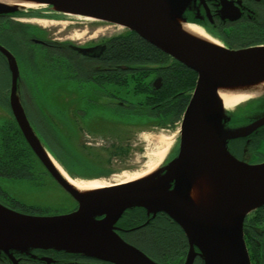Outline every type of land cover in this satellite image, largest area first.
<instances>
[{
  "label": "water",
  "instance_id": "obj_1",
  "mask_svg": "<svg viewBox=\"0 0 264 264\" xmlns=\"http://www.w3.org/2000/svg\"><path fill=\"white\" fill-rule=\"evenodd\" d=\"M28 1L55 13L88 16L134 31L193 70L196 81L182 114L177 155L150 175L81 197L55 168L29 123L17 91L15 57L0 44L11 73L12 116L39 162L77 203L74 210L57 215L26 214L0 204V254L13 264H17L13 253L29 254L35 249H56L111 264H159L118 233L117 224L126 210L142 208L153 215L163 212L181 227L188 242L184 264H192L196 255L204 264H251L242 227L244 217L264 204V161L240 160L228 143L264 126V114L245 119L249 120L245 124L230 122L234 110L223 105L217 86L264 77V44L230 49L183 33L178 21L194 24L185 13L199 7L207 11L206 0ZM20 9L24 7L0 3V14ZM161 168L164 171L159 175ZM210 172L218 192L209 198L211 205L205 214L189 189L200 176L210 181ZM169 182H173L171 187Z\"/></svg>",
  "mask_w": 264,
  "mask_h": 264
},
{
  "label": "trees",
  "instance_id": "obj_2",
  "mask_svg": "<svg viewBox=\"0 0 264 264\" xmlns=\"http://www.w3.org/2000/svg\"><path fill=\"white\" fill-rule=\"evenodd\" d=\"M17 24L18 27L1 24L3 27L0 26V32L3 33H0V37L15 41V38H24L30 35V25L26 28L19 23ZM4 27H7L8 31H3ZM109 43L113 46L108 48L109 52L106 54L110 55L108 58H114L112 60L118 66L111 65L112 69L109 70L108 79L87 84L95 85L94 87L99 91L97 94L107 99H120L127 103V94L140 97L141 101H138L135 105L137 108L135 112L141 117L126 119L130 124L141 123L146 128L151 126L166 127L177 121L181 117L193 89L196 79L195 72L160 51L133 31L124 30L119 35L111 38ZM37 45L41 47L38 51V55L39 52L40 55L36 56L37 62L34 66L29 59L31 53L32 55L35 54L34 50H28L24 55L26 60L24 59L25 65L23 67L27 68L30 75L32 74L29 81L32 84L31 92H28L32 102L29 101L30 99L24 101L21 94V101L29 122L35 128L48 151L68 174L83 178L108 175L112 170L108 161H112L114 157L120 159L125 157L128 153V144L118 133V139H114L109 146H102L106 148V156L102 158L96 153H92L93 149L91 147L85 146L86 141H84L83 136L86 134L114 136V126L119 128L118 124L124 119H111L110 121L109 119H93V122H90L84 113L86 107L90 109H97L98 107L96 104L94 106V102L88 101L90 96L87 94L94 93L91 87H86L85 91L82 90L81 73L84 74V77H94L92 65H85L84 69L77 67L71 63L72 57H70V62H67V57L61 53L64 51L63 47L53 46L47 48ZM19 62L22 63L20 59ZM120 65L128 66V69L124 70ZM155 72L161 76L162 81V85L158 89L151 85V77ZM59 88L65 91V95H71L70 100H73L72 103H69L70 100H61L57 106L52 107L53 109L47 108L43 112L39 104L45 102L43 100L45 96L48 99L50 96L52 97L55 89L59 90ZM47 90L50 94L45 95V92L42 91L47 92ZM263 103L264 100L256 101L255 105L248 108L244 113L246 115L255 113ZM97 104L102 105V103ZM71 105L73 106V113H76L79 119H75V117L69 119L68 109ZM84 105L86 106L84 107ZM106 105L108 117L120 112V106L116 103L107 102ZM6 113V117L0 121V158L2 159L0 166L3 167L0 169L5 171L7 177L18 175L21 179L31 180H37L41 174L49 177V174L40 165L22 138L13 119H7L11 116L8 109H6ZM245 114H243V111L234 113V119H230V122L240 123L245 121L247 118ZM81 153L90 158H102L103 161L98 163L102 168L93 174H82L81 164L77 158ZM53 184L56 185L54 181ZM6 192L5 188L0 187V202L4 205L26 213L40 214L48 211V209L40 206L20 202ZM124 219L123 217L122 222ZM246 221L250 225H261L260 222H264V205L250 213L246 217ZM262 228L264 229V225ZM249 233L250 235L246 241L251 264H264V235L260 237V240L257 239L258 243H256L250 239L252 234L255 233L253 231ZM147 234H149V242L138 243L144 251L146 250L143 247L145 245L149 246L148 251L154 250L150 255L164 264H178L181 262L185 254V240L182 237L179 238V233L175 227L167 222L157 221V224L147 229Z\"/></svg>",
  "mask_w": 264,
  "mask_h": 264
},
{
  "label": "flooded vegetation",
  "instance_id": "obj_3",
  "mask_svg": "<svg viewBox=\"0 0 264 264\" xmlns=\"http://www.w3.org/2000/svg\"><path fill=\"white\" fill-rule=\"evenodd\" d=\"M206 8L203 9L199 7L195 11H187L185 13L187 20L193 22L198 25L203 32H205L208 36L213 39L218 40L219 42L225 44L229 48L234 47H244L249 44H264V0H206ZM26 11H18L15 12L17 15L26 16L28 15ZM35 13L37 11H30L28 13ZM38 13V12H37ZM14 14V13H13ZM13 14H0V23L5 25H10V27H18L19 25L17 21L10 19ZM51 18H58L61 15H44ZM17 22V23H16ZM99 22V21H96ZM0 24V26H2ZM21 25L28 27V24L20 23ZM4 25V26H5ZM3 27V26H2ZM29 29L30 35L21 38V47L23 50L33 51V44H40L45 47H59L64 48V51L61 52L65 57H67V62H70V57H72L71 63L77 67L83 68L85 65H92L94 71V77L88 76L84 77V74L81 73V87L82 90L85 91L86 87H91L94 93L87 94L90 96L88 101L94 103H102L104 100L105 103L107 101H112L114 99H107L106 97H101L97 93V89L94 87L95 85L87 84V83H96L99 80H106L109 78L108 74L109 70L112 69V64L116 67V63L110 57L109 47L111 48L113 44H110L109 41L111 38L119 35L121 32L117 33H108L103 36L93 40L88 41L85 44H76L70 41H57L56 39L49 38L46 34H41L38 28L34 25H30ZM126 30V29H123ZM3 31H8V28L4 27ZM40 34L38 37L35 35ZM3 37V36H2ZM39 41V42H38ZM0 44L3 45L9 52L13 54L15 57L19 78H17V91L22 94V98L24 101L29 100L32 102V99L29 98V93L31 92V85L23 82L20 71L22 63L19 62L16 54L6 45H4L1 41ZM92 50L89 51L88 49ZM31 53V52H30ZM29 53V54H30ZM31 64L37 62V57L35 54L30 55ZM110 63V64H109ZM121 66V65H120ZM122 69H128V66L123 67ZM84 69V68H83ZM105 77V78H103ZM158 79V81H156ZM11 73L9 66L7 64V60L5 56L0 53V89L4 92L10 89L11 85ZM154 82H156V85ZM151 85L158 89L162 85L161 76L156 72L152 74L151 77ZM21 98V100H22ZM87 98V97H86ZM107 100V101H106ZM0 98V103L4 102ZM256 100H248L240 105L238 109H235L233 112L238 110L244 111L248 110V108L253 107ZM264 108V103L262 105ZM245 114V113H244ZM1 116V114H0ZM5 118V117H4ZM2 116V119H4ZM14 119L12 116H9L7 119ZM251 114L247 115L246 119H254ZM231 119H234L232 116ZM245 119V118H244ZM249 122V120L243 122V124ZM229 125L230 122H229ZM233 125V124H232ZM264 140V126L260 127L256 132L251 133L249 136L229 140V149L230 152L238 159L249 162V163H257L264 161V149L262 148V152L259 151V143ZM178 153V138L174 147L169 151L168 155L163 161L162 166L164 167L173 157H175ZM161 166V167H162ZM164 168L159 170V175L163 174ZM0 175H5V171L0 169ZM158 175V176H159ZM7 177V176H6ZM10 177V176H9ZM13 177V176H12ZM49 178L53 180L50 176ZM54 181V180H53ZM56 183V182H55ZM57 184V183H56ZM170 187L173 185V182H169ZM58 186V187H57ZM57 188L65 193V190L60 188L57 184ZM123 217L125 218L122 222ZM118 222V227L120 228L118 233L123 237V239L129 243L135 244L139 246L138 242L144 241L149 242V234H147V229L157 224V221L167 222L168 224L175 227L179 233V238H183L184 234L180 227L174 223L166 214L163 212L153 213L149 212L146 209L142 208H134L130 210H126L124 216ZM129 220V221H128ZM259 226L250 225L248 221H244L243 224V232L244 239L246 241L247 237H249L251 231L255 234H252L251 240L258 243L257 239L260 240V237L264 235V229L262 226L264 222ZM138 241V242H137ZM184 241V240H183ZM247 243V241H246ZM185 245V241H184ZM47 257L48 259H44ZM18 264H105L101 261H97L90 258H84L81 255L73 254L72 256H66L62 251L56 249H35L31 251L29 254H20L17 256ZM0 262L4 264L6 263L2 257H0Z\"/></svg>",
  "mask_w": 264,
  "mask_h": 264
},
{
  "label": "rangeland",
  "instance_id": "obj_4",
  "mask_svg": "<svg viewBox=\"0 0 264 264\" xmlns=\"http://www.w3.org/2000/svg\"><path fill=\"white\" fill-rule=\"evenodd\" d=\"M35 9H41L44 11L49 10L45 5H39ZM11 19H13L14 21H19L20 23H33L34 25L39 26L41 29L43 28L49 38L56 39L57 41H70L76 44H85L88 41H93L103 36L104 34L124 31L123 27L113 26V24H110L109 22H96V20L94 19H87L85 16L73 14L65 15L64 17H59V19H45V21L47 22V26L40 25L30 20L29 18L24 17ZM98 28L100 29V31L95 32L94 30ZM0 33L2 34L3 32ZM15 39L17 40V38ZM0 41L4 45L8 46L13 52H15L18 60L20 59L22 61V66H24L25 52H22V50L20 49V42L17 40L19 42L18 43L16 41H13V39L10 40L8 38L2 39L1 37ZM257 44L259 43L249 44L248 46H254ZM244 47H234L230 49H239ZM32 48L34 50L35 55L38 57L40 55V52L38 55V51L41 47H39L37 44H33ZM31 75L26 67H23L20 71V76L23 82L27 84H29L28 82L31 79ZM42 92H45V95L50 94L48 93L49 90H47V92ZM6 94L7 93H4V91L0 89V98L2 100ZM68 95H65V91L63 89H55L54 95L52 97L50 96L49 99L47 98V96H45L43 98L45 102H43V104H39V107L44 112L47 108L50 109L53 106H57L61 102V100H70L71 95ZM71 101L73 100H70L69 103H72ZM138 101H141L140 97H135L130 94H127V103L120 99L112 100L111 103H116V105L120 106V112L111 116L109 115V117L107 105L104 100L102 101V105L94 103V106L95 104L97 105V109H90L89 107H86L84 113L86 114V118L89 119L90 122H93V119H109V121L111 119H124L120 124H118L119 128L118 126H114V136H100L90 134H86L85 136H83L84 141H86L85 146L91 147L93 149L92 153H96L102 158L106 156V148L102 146H109V144L114 139H118V135L121 134V137H123L125 143L128 144L127 155L122 159L114 157L112 161L109 160L108 164H111L112 170L109 172L108 175H102V177H99L98 179L115 183L117 180L124 178L125 175L135 173L142 174L141 177L150 175L162 166L164 158L176 144L180 132L181 118L175 121L170 126H151L149 128L144 127V125H142L141 123L139 124L135 122L134 124H130V122L126 121V119H138L139 117H141L135 112V110H137L135 105ZM107 102L110 103V101ZM240 105L241 104H235V106H232L228 109H231L230 111H233L235 109H238ZM85 106L86 105H84V107ZM72 107L73 106L71 105L68 109L69 119H71L72 117H75V119H79V117L76 116V113H73ZM4 109V105L2 106V104L0 103V119H2V116L4 118L7 115ZM130 126L132 128H129ZM83 137L81 138L82 140ZM258 146L260 147L259 151L262 152V148L264 149V140L261 141ZM158 151L163 152L160 159L157 158L156 152ZM77 158L79 159L81 164L80 169L82 174H93L97 172V170L102 168V166L98 164L103 161L102 158H90L82 153L81 155L77 156ZM0 161H2L1 158ZM0 168L3 167L0 166ZM56 186L57 184L54 185L53 181L43 174H41L37 180H31L27 178L21 179L20 176L6 177L5 175H0V187L5 188L8 192L6 193L9 196H12L14 199L20 202L48 209L47 213L43 214H62L73 207L72 200L68 197V195L62 192ZM138 243L142 244L141 241H139ZM143 248L149 254H152V252H154V250L148 251L147 249L149 248V246L147 245H145Z\"/></svg>",
  "mask_w": 264,
  "mask_h": 264
},
{
  "label": "bare ground",
  "instance_id": "obj_5",
  "mask_svg": "<svg viewBox=\"0 0 264 264\" xmlns=\"http://www.w3.org/2000/svg\"><path fill=\"white\" fill-rule=\"evenodd\" d=\"M0 3L17 6V7H36L37 4L30 2L28 0H0ZM87 19H92L91 17L85 16ZM35 23H38L43 26H47V22L45 20H41L40 18L32 20ZM53 24V23H50ZM179 28L186 35L193 37L195 39H199L201 41H206L213 45H219V42L215 39L208 36L202 29L195 24L183 23L182 21H178ZM95 32H99L100 29L94 30ZM217 94L219 99L223 102V105L226 108H230L238 102H243L245 100L256 98L262 94H264V77L247 80L246 83H238V84H218L217 86ZM157 158L160 159L163 152H156ZM157 159V160H158ZM51 162L55 166V168L63 175V177L68 181V183L74 188V190L84 197L86 195L94 194L102 189H107L113 186L122 185L126 183H130L139 179L142 174L135 173L130 175H125L124 178L117 180L115 183H111L108 181H104L102 179H74L67 175L65 171L61 169V167L51 158ZM145 175V174H143ZM213 174L210 172L208 177H210V181H204L205 177L202 179L198 177L194 184L189 189V194L195 204L201 209V211L205 214L209 213L208 207L211 205L210 197L213 198L214 194L218 192V188L213 181ZM241 206H246L242 199L240 200Z\"/></svg>",
  "mask_w": 264,
  "mask_h": 264
}]
</instances>
